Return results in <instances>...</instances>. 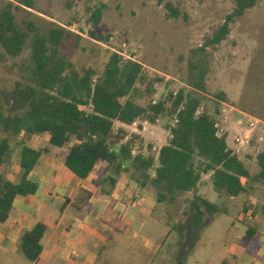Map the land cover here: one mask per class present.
Wrapping results in <instances>:
<instances>
[{"label": "trees", "instance_id": "trees-1", "mask_svg": "<svg viewBox=\"0 0 264 264\" xmlns=\"http://www.w3.org/2000/svg\"><path fill=\"white\" fill-rule=\"evenodd\" d=\"M233 1V11L208 44L221 42L230 32L229 22L242 16L258 0ZM18 2L33 7V0ZM21 5L5 1L0 8V61L7 56L18 57L30 48L23 66V81H16L9 89L0 88V130L4 133L0 138V223L7 220L16 196L36 192L37 185L29 175L40 156L47 152V147L36 150L23 139L15 140L20 177L16 182L8 180L1 167L13 150L12 135L21 132L48 133L51 146L65 147L62 163L80 178L89 176L97 163L106 162L114 173L120 172L121 165L136 172L138 183L150 186L158 203H173L178 195L192 192L191 225L196 230L203 225L205 215L211 218L224 212L216 203L195 193L203 173L210 172L216 191L223 190L232 197L247 192L245 182L264 184V152L257 155L259 169L251 174L228 146V133L218 132L214 115L205 106L199 111L202 100L197 94L179 89L175 95L170 92L155 100L160 77L148 75L138 61L118 52L109 54L100 71L92 66L77 68L62 52L72 31L48 21L42 25L27 17L19 18ZM165 6L168 16H180L170 2H165ZM100 18L98 8L92 14L93 24L97 25ZM194 86L206 92L203 83ZM216 97L224 95L218 93ZM164 117H175L177 122L168 127L169 140L159 148L156 158L150 153L131 155L133 139L139 136L125 140V128H114L115 122L131 124L145 119L155 124ZM260 214L264 215V204ZM45 229L39 221L21 234L19 248L28 260L40 256ZM255 233L256 229L248 225L245 237L252 239ZM177 264H185L184 258L178 259ZM221 264L228 262L223 260Z\"/></svg>", "mask_w": 264, "mask_h": 264}, {"label": "rangeland", "instance_id": "rangeland-1", "mask_svg": "<svg viewBox=\"0 0 264 264\" xmlns=\"http://www.w3.org/2000/svg\"><path fill=\"white\" fill-rule=\"evenodd\" d=\"M5 1L21 5L18 0H0V8ZM167 1L179 10L178 18L168 16ZM234 6L233 0H33V7L21 5L23 10L17 16L72 31L62 52L79 69L92 66L100 71L109 54L118 52L138 61L148 75L160 77L155 100L185 89L197 94L201 108L205 106L212 115L216 108L224 110L222 129L228 133L227 144L241 149L237 156L254 174L259 169L256 157L264 152V0L229 22L230 32L221 42L208 44ZM98 8L101 18L94 25L92 14ZM29 53L27 47L20 56L0 61V88L9 89L16 81H23ZM196 83H203L206 92L195 89ZM218 93L224 98L216 97ZM250 120L252 127L247 123ZM156 124L148 126L145 140L165 145L172 120L164 117ZM118 127L115 122L114 128ZM127 129L128 140L133 133ZM3 135L0 130V138ZM30 135H12L13 153L5 159L14 160L18 151L15 140H27ZM236 136L244 144L235 143ZM149 153L154 155L155 150H146L144 155ZM202 177L195 193L215 202L224 212L211 218L205 215L199 230L191 225L192 192L178 195L173 203L161 202L156 209L168 229L163 252L173 254L174 264L182 257L186 264H220L227 256L232 262L233 242L245 246L248 225L264 224L260 214L264 184L242 179L247 192L232 197L214 189L210 172Z\"/></svg>", "mask_w": 264, "mask_h": 264}, {"label": "crops", "instance_id": "crops-1", "mask_svg": "<svg viewBox=\"0 0 264 264\" xmlns=\"http://www.w3.org/2000/svg\"><path fill=\"white\" fill-rule=\"evenodd\" d=\"M151 125L157 124L148 123L138 131L140 126L119 123L139 136L131 146L138 142L137 153L144 155L155 147L156 158L162 145L145 140ZM48 137V133L31 134L25 140L36 150L47 147V152L29 175L37 185L36 192L16 196L7 220L0 223V264H174L173 254L163 252L168 229L157 213L160 203L153 189L140 185L138 174L125 165L114 173L106 162L97 163L89 176L80 178L61 161L65 147L51 146ZM17 152L14 160L8 158L1 167L13 182L20 177ZM39 221L46 226L40 240L42 251L30 261L21 252L19 239ZM250 226L256 229L253 238L247 239L245 246L233 242L229 254L233 261L227 256L220 264L223 260L228 264H264V224Z\"/></svg>", "mask_w": 264, "mask_h": 264}, {"label": "built area", "instance_id": "built-area-1", "mask_svg": "<svg viewBox=\"0 0 264 264\" xmlns=\"http://www.w3.org/2000/svg\"><path fill=\"white\" fill-rule=\"evenodd\" d=\"M200 110H202V108H200L199 111ZM223 111L224 110H218V112H214V114H213L214 115V118H215V121H216V125L218 127V132L220 134H222V133L225 132L224 129H222V127H223L222 125L225 124V121H226V119L222 117V112ZM158 120L159 119H157L156 122ZM175 122H177V119L174 117V119L172 120V124H174ZM148 123L149 122L147 120H145V119H142V120L138 119V120L134 121L131 124H133L136 128H138V126H140V129H138V131L139 130L141 131V130H144L145 129V125L148 124ZM247 123H248V125L250 127L254 126V122L251 121V120L248 121ZM233 141L235 143H239L240 145L244 144V141H243V139L240 136H236L233 139ZM152 148H153V150H156L155 147H152ZM231 150H232V153L235 154V155H238L241 152V149L240 148H231ZM135 154H136L135 153V150L133 149V147H131V155H135Z\"/></svg>", "mask_w": 264, "mask_h": 264}]
</instances>
